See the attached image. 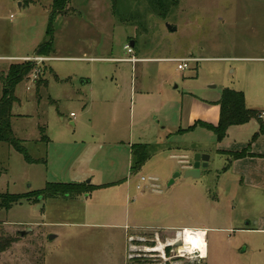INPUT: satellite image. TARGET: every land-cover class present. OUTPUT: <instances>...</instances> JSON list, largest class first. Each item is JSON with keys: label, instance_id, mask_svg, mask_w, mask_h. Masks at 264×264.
<instances>
[{"label": "rangeland", "instance_id": "rangeland-1", "mask_svg": "<svg viewBox=\"0 0 264 264\" xmlns=\"http://www.w3.org/2000/svg\"><path fill=\"white\" fill-rule=\"evenodd\" d=\"M171 1L71 0L68 13L55 16V58L39 65V88L31 74L18 84L12 107L13 132L35 161L1 143L0 193L59 182L91 190L0 207V245L13 240L0 264H264V231L252 230L251 218L264 208V193H236L222 176L216 135L195 125L217 113L224 88L264 108V0ZM51 4L1 11L4 25H33L13 33L20 47L13 54L25 52L32 36L46 41ZM127 44L147 60L113 59L131 57ZM184 57L193 60L182 71L173 59ZM10 62L1 60L0 69ZM255 126H231L227 138L252 139ZM137 144L149 158L131 176ZM205 149L209 168L185 178L180 154L192 162ZM142 176L156 178V187L138 189ZM184 228L201 230L205 243L208 235L206 259L166 246Z\"/></svg>", "mask_w": 264, "mask_h": 264}, {"label": "trees", "instance_id": "trees-1", "mask_svg": "<svg viewBox=\"0 0 264 264\" xmlns=\"http://www.w3.org/2000/svg\"><path fill=\"white\" fill-rule=\"evenodd\" d=\"M70 1L71 0H52L50 10V25L46 33L47 39L36 48V56H50L55 52L53 47V20L56 15L68 13ZM177 2L178 0H172L171 4L175 5ZM160 3L163 4L164 2L161 0ZM171 4L166 5L164 10L168 11ZM35 67L36 64L31 61L12 63L9 67L8 73L6 75H1L3 93L2 97L0 98V144L5 142L12 145L16 150L23 153L26 159L30 162L35 160L29 155L27 148L23 145V141L17 138L14 134L11 120L13 104L18 100L16 95V87L20 82L24 81L30 76ZM44 83H46V81H44ZM35 84L39 88L42 84V79H37ZM218 104L220 105V117L217 124L198 121L195 123V125L200 124L205 126L216 135L218 141H222L227 136L228 129L231 126L245 124L253 119H256L259 123V130L253 135L251 142L256 141L264 135V119L260 117L261 111L247 106L244 92L231 88H224L222 90L221 97L218 100ZM42 130L44 131V128H42ZM182 132H184V130L180 129V133ZM44 138L47 140V137ZM145 147L146 146L142 144L133 145L132 154L135 158L134 165L132 166L133 171H138L137 169H139L140 166L149 158ZM228 154L232 156L233 159L250 156L253 154L251 152V143L241 151L229 152ZM90 186L91 184L87 185L85 183L59 182L48 183L46 188L30 191L27 194L0 193V207L7 209L11 208L13 205L19 203L23 198L30 196L37 198L76 197L90 191ZM35 201H38V199ZM4 241L5 244L0 245V251H4L13 240L6 239Z\"/></svg>", "mask_w": 264, "mask_h": 264}, {"label": "crops", "instance_id": "crops-1", "mask_svg": "<svg viewBox=\"0 0 264 264\" xmlns=\"http://www.w3.org/2000/svg\"><path fill=\"white\" fill-rule=\"evenodd\" d=\"M36 2L37 0H0V61L1 60H6L9 62L11 61L9 63L8 68L0 69V76L6 75L8 73L9 67L12 63L23 62V60L25 61L26 58L36 56V53H35L36 48L38 47V45L42 43V38H41L42 35L39 36L37 39H35V36H32V39L29 41V44H26L25 46L26 49L25 50L23 49L25 52L21 51L19 54H13V51H17V53L18 51H20L18 50L20 49V47H18L17 45H14L13 40H11L13 33H15L19 27L29 28L33 25L32 23L27 24L24 21L11 23V25H4L2 22L3 18L1 16V11L4 10L5 8L11 10L12 8H14V6H16L15 4L17 3H18V6L22 9V7H25V5L33 4ZM132 46H135V43ZM1 50H2V53H1ZM27 50L28 52H26ZM113 59H116L117 61L121 60V61L131 62V61L126 60L128 58H120V59L113 58ZM139 59L147 60L146 58H139ZM262 59L264 60V58ZM246 104H247V101H246ZM218 109L216 110L217 112L216 114H214L212 117L206 120V121H209L208 123H211V124L218 123L219 117H220V106ZM263 110L264 108L260 111H263ZM253 120L256 123V126H255V129H256L255 133H256L259 130V123L256 119H253ZM251 140H252L251 138L250 139L247 138V140L240 139V140L231 141L227 138V136L222 141L217 140L218 145L216 148V152L225 156L222 176L225 175L227 177V180L232 182L231 183L232 187L236 189L235 190L236 193H264V135L261 136L256 141L251 142ZM250 143H251V152L253 153L252 155L239 158V159H233L232 156L228 154L229 152L241 151L243 148L247 147ZM179 150H181V148H179ZM130 153L131 154H129V172H130L129 174L133 176L134 171L132 169V166L134 164V157L132 154V150L130 151ZM183 153H185L186 154L185 156H187L186 152H182L180 156H184ZM202 153H209L212 156V152L210 150L205 149L204 151H202ZM187 160L188 161L184 162L185 163V165L183 166L184 170L190 168L193 164V161L189 162L188 158ZM210 162H211V159H210ZM126 182L128 183L130 182L128 177L126 178ZM69 183H72V182H69ZM73 183H77V182H73ZM78 183H82V182H78ZM138 185H139V181H138ZM138 185H137V188H138ZM230 192L235 193L232 190H230ZM251 218L253 221H255L254 224L257 226V227H254L252 230L264 231V208L255 211L253 213V216H251ZM244 219H249V217L247 216ZM184 229H187V228H184ZM179 230H182V229H179ZM204 238L206 240V243L202 235V239L205 244V251L203 253V258L206 259V257L209 255V251L207 247L208 235L205 234V231H204Z\"/></svg>", "mask_w": 264, "mask_h": 264}, {"label": "built area", "instance_id": "built-area-1", "mask_svg": "<svg viewBox=\"0 0 264 264\" xmlns=\"http://www.w3.org/2000/svg\"><path fill=\"white\" fill-rule=\"evenodd\" d=\"M126 48L128 49L129 53H131V57H129L128 61H131L132 63H136L137 61H139L140 59L138 57H136L134 55V50L133 48H131V46L127 45ZM52 59H54L53 57H49V56H34V57H29V58H26L25 61H31L33 63L36 64V67L34 69V71L31 73V81L32 83L35 82V80L38 79V72L40 71V66L42 65L43 62H46V61H51ZM174 61L178 62V69L179 70H186L189 68V63L193 60L192 58H189V57H184V58H175L173 59ZM40 65V66H39ZM30 89V87H28ZM73 117H76V115L73 113L72 114ZM260 117L262 119H264V110L260 112ZM188 156H180V159L182 162H186L188 161L187 160ZM157 179L154 178V177H144L142 176L140 178V182H139V185H138V188L141 189L142 187V184L143 183H148L150 186L152 187H156V182ZM171 244L166 243V246H170Z\"/></svg>", "mask_w": 264, "mask_h": 264}, {"label": "water", "instance_id": "water-1", "mask_svg": "<svg viewBox=\"0 0 264 264\" xmlns=\"http://www.w3.org/2000/svg\"><path fill=\"white\" fill-rule=\"evenodd\" d=\"M168 27L175 31L176 27H173L171 25H168ZM132 45H134V42H132ZM210 159L211 155L209 153H201L198 152L193 156V164L190 168L186 169L183 173V176L185 178L192 177V178H199L202 171L209 168L210 165ZM180 173H177L176 176L171 180L170 185L175 182V178L180 176ZM56 238V235H50V239ZM183 244V240L180 236H177L175 242L171 244L175 248L180 247Z\"/></svg>", "mask_w": 264, "mask_h": 264}, {"label": "bare ground", "instance_id": "bare-ground-1", "mask_svg": "<svg viewBox=\"0 0 264 264\" xmlns=\"http://www.w3.org/2000/svg\"><path fill=\"white\" fill-rule=\"evenodd\" d=\"M201 230H193V229H182L177 232V236H180L183 240V244L178 247V249L187 248L189 251L197 249L200 251L201 256L203 257V253L205 251V244L202 239ZM169 244H173L175 241H168Z\"/></svg>", "mask_w": 264, "mask_h": 264}]
</instances>
